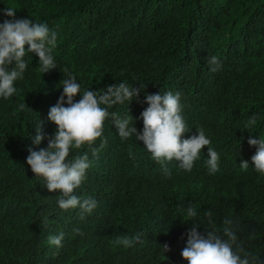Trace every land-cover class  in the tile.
I'll list each match as a JSON object with an SVG mask.
<instances>
[{
  "label": "trees",
  "instance_id": "obj_1",
  "mask_svg": "<svg viewBox=\"0 0 264 264\" xmlns=\"http://www.w3.org/2000/svg\"><path fill=\"white\" fill-rule=\"evenodd\" d=\"M7 7L16 19L57 33V67L43 73L39 57L28 53L17 93L0 98V264H188L181 253L192 224L202 235H223L225 219L233 221L245 251L264 261V175L252 164L257 147L248 144L264 138V0H0V23L12 19L3 14ZM212 56L222 64L219 71L211 70ZM69 75L81 93L121 82L142 86L129 106L109 109L138 132L147 94L179 93L190 130L182 138L203 129L207 147L220 155V170L209 173L205 147L191 172L173 160L166 175L143 141L122 140L109 119L96 156L85 146L69 157L88 155L91 167L75 194L97 207L84 220L79 208L60 209L59 192H49L27 157L55 135L49 111ZM253 116L256 124L245 129ZM41 122L47 138L36 146ZM189 207L195 218L187 216ZM60 233L62 247L49 245V235ZM135 234L141 242L131 248L114 243Z\"/></svg>",
  "mask_w": 264,
  "mask_h": 264
},
{
  "label": "clouds",
  "instance_id": "obj_2",
  "mask_svg": "<svg viewBox=\"0 0 264 264\" xmlns=\"http://www.w3.org/2000/svg\"><path fill=\"white\" fill-rule=\"evenodd\" d=\"M3 14L12 17L0 23V98L9 99L17 93L15 86L18 80L23 79L28 64L25 56L35 53L39 57V65L43 73L57 67L52 52L57 45V33L50 32L46 24L34 23L29 18L16 19V11L7 7ZM209 64L212 71H219L222 64L218 57L212 56ZM63 92L57 104L51 107L48 119L57 126L53 137L47 138L43 133V123L37 125L33 143L39 146L44 139H48L47 148L39 150L29 149L27 164L35 176L46 181L49 192H59L57 202L60 209H80L79 219L84 220L97 207L92 198H80L75 192L86 179L87 170L91 161L87 154L69 159L74 150H81L87 146L92 155L96 156L99 149L94 145L99 140L100 146L106 143L104 125L109 119L113 121L118 135L127 140L135 135L137 141L143 144L152 158L163 168L166 175H170L167 164L173 160L179 162V167L191 172L194 163L200 159L201 151L210 145L203 129L198 135L183 139L189 128L181 112L180 94L166 92L164 94H147L145 102L148 107L141 113L143 130L138 132L134 124L127 117L121 119L117 112L109 109L115 105L129 106L134 99H138L142 86L137 89L126 82L108 86L107 90L81 93L80 84L75 76L69 75L63 79ZM81 96L76 102L75 97ZM66 97V100H65ZM68 106L65 107L64 104ZM26 103L19 108L24 111ZM28 107V106H27ZM129 111V110H128ZM131 116V115H130ZM133 120V117L131 116ZM256 124V118L251 117L245 124V129ZM131 125V126H130ZM250 146H256V153L252 156L255 170L264 175V138L248 139ZM207 165L210 174L219 169L220 155L212 147H207ZM243 169L249 167L248 161H241ZM211 223V211L205 213ZM187 216L195 218L197 211L194 207L187 209ZM48 216L44 217L47 222ZM223 235L215 230L207 231V235L198 232L199 224L193 223L188 232L187 245L182 250V257L188 264H264L259 257L245 251L243 242L232 229L233 221L225 219ZM76 232L80 230L75 229ZM64 234L49 235V245L62 247ZM141 242V234L117 237L114 243L117 246L131 248ZM165 252L171 249L167 244L162 245Z\"/></svg>",
  "mask_w": 264,
  "mask_h": 264
}]
</instances>
